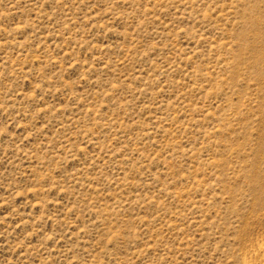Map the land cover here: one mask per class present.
<instances>
[{"label":"rangeland","instance_id":"1","mask_svg":"<svg viewBox=\"0 0 264 264\" xmlns=\"http://www.w3.org/2000/svg\"><path fill=\"white\" fill-rule=\"evenodd\" d=\"M0 264H264V0H0Z\"/></svg>","mask_w":264,"mask_h":264}]
</instances>
